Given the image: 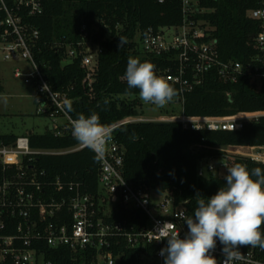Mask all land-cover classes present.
Returning <instances> with one entry per match:
<instances>
[{
  "label": "built area",
  "instance_id": "obj_1",
  "mask_svg": "<svg viewBox=\"0 0 264 264\" xmlns=\"http://www.w3.org/2000/svg\"><path fill=\"white\" fill-rule=\"evenodd\" d=\"M65 0H0V65L20 63L13 69L14 78L27 86L36 114L51 120V131L56 137L71 132L74 119L65 109L81 98L72 96L73 87L57 91L49 84L44 67L36 58L41 30L35 19L44 13L48 2ZM163 3L164 0H159ZM182 22L159 30L137 29L133 42L144 55H167L170 64L156 74L179 87L178 101L203 85L209 74L215 72L225 83H236L240 77L251 82L264 80V0L250 16L260 23V31L251 37L256 54L240 62L221 57L218 39L207 18L204 0H177ZM123 29L119 23L114 28L105 20L96 18L91 26L84 22L79 38L70 42H55L63 52L64 63L80 60L84 71L82 88L89 98L95 94L100 55L104 47L95 41L103 34V41H114ZM173 31V34H169ZM46 86V88H45ZM259 87V88H260ZM2 94H0L1 97ZM264 116L260 112H240L226 117L185 116L183 113L170 120L184 128L209 131H240L245 123ZM144 120L142 116L128 117L115 124V128L130 122ZM29 135V134H28ZM18 137L15 143L5 144L0 138V262L12 264H63L48 258L47 250L67 248L74 256L70 264H164L160 251L166 240H156L155 233L165 222H171L181 238L188 232L184 218L190 217L182 204H177L170 193L145 191L134 187L124 175L125 149L113 136L100 162L98 174L99 193L90 195L73 182L63 184L60 178L47 182L44 172L33 166L36 155H62L84 149L81 144L65 149H33L29 137ZM226 153L219 168L203 159L199 175L225 177L230 157H247L264 164V146H229L221 148ZM43 178V179H42ZM138 212L135 224L115 220L113 211L120 209ZM222 245L217 240L210 254L222 264ZM129 249V251H128ZM245 259L235 264H264V251L241 247ZM128 252V253H127ZM126 256V258H124ZM133 256V257H132Z\"/></svg>",
  "mask_w": 264,
  "mask_h": 264
},
{
  "label": "trees",
  "instance_id": "obj_2",
  "mask_svg": "<svg viewBox=\"0 0 264 264\" xmlns=\"http://www.w3.org/2000/svg\"><path fill=\"white\" fill-rule=\"evenodd\" d=\"M203 5L207 8L204 17L214 29L222 59L245 62L256 54L251 37L260 31V23L250 16V12L259 7L258 0H204ZM96 18L105 19L112 28L119 23L123 29L112 42L103 41V34L95 37L104 51L100 55L95 94L89 98L82 88L84 71L80 60L64 63L63 52L55 42L78 40L81 25L86 22L91 26ZM181 22L182 13L177 0H164L163 3L159 0L50 1L44 13L35 19L41 30L36 58L43 65L53 89L67 91L73 87L71 95L81 98L72 105L70 113L74 119L80 114L87 117L95 112L101 123L113 125L144 113L139 90L129 89L124 78L128 58L150 62L155 65V71L170 64L167 55H144L138 44L132 41L136 30H159ZM120 37L128 41L122 48L118 47ZM173 86L177 90L175 101L180 92L178 86ZM3 91L0 84V94ZM182 107L183 114L191 117H226L240 112L264 111V80L257 89L249 77H240L236 83H225L212 72L203 85L185 94ZM113 136L125 149L124 175L127 181L145 191L170 193L191 217L198 206L197 193L207 201L220 188L226 187L224 177L200 176V162L206 158L225 157L221 148L264 146V116L248 121L240 131L193 130L184 128L179 122L159 125L139 121L118 126ZM28 137L33 149H65L80 144L71 132L56 137L50 129ZM0 138L5 144H12L18 136L1 135ZM227 163L229 168L241 163L249 171L256 167L264 169V164L247 157H230ZM33 166L38 173L44 172L43 178L47 182L60 178L63 184H79L80 189L90 195L99 193L100 162L94 160V153L88 148L62 155H36ZM113 214L115 220L128 221L129 224H135L140 216L138 212L122 208ZM261 232L264 234V227ZM47 253L48 258L63 264H70L74 256L67 248L48 249ZM0 264L12 263L8 259Z\"/></svg>",
  "mask_w": 264,
  "mask_h": 264
},
{
  "label": "clouds",
  "instance_id": "obj_3",
  "mask_svg": "<svg viewBox=\"0 0 264 264\" xmlns=\"http://www.w3.org/2000/svg\"><path fill=\"white\" fill-rule=\"evenodd\" d=\"M127 42L125 37H120L118 47L122 48ZM124 78L129 89L139 90V99L145 104L163 108L177 95L172 83L156 74L154 64L138 58H128ZM65 109L72 112V104L66 102ZM71 125L73 137L94 153V160L104 161L115 126L101 123L95 112L87 117L80 114ZM224 179L226 187L220 188L207 201L197 193L198 206L194 215L184 218L188 232L183 238L171 222L158 228L155 239L167 241L160 251L164 264H218L217 258L210 254L217 240L222 245V264L243 261L241 247L264 251L261 232L264 227V169L256 167L249 171L246 165L236 163L227 168Z\"/></svg>",
  "mask_w": 264,
  "mask_h": 264
},
{
  "label": "rangeland",
  "instance_id": "obj_4",
  "mask_svg": "<svg viewBox=\"0 0 264 264\" xmlns=\"http://www.w3.org/2000/svg\"><path fill=\"white\" fill-rule=\"evenodd\" d=\"M169 34H173V31ZM20 63H3L0 65V84L4 91L0 97V136L16 135L27 136L30 132L43 134L51 126V120L43 115L36 114V106L30 97H22L30 93L27 86L14 78L13 69L20 67ZM259 89L260 84H256ZM6 99V103H5ZM144 120H170L183 113L182 104L172 101L163 108L152 104H145L141 100ZM219 168L225 161L223 158L210 161Z\"/></svg>",
  "mask_w": 264,
  "mask_h": 264
},
{
  "label": "water",
  "instance_id": "obj_5",
  "mask_svg": "<svg viewBox=\"0 0 264 264\" xmlns=\"http://www.w3.org/2000/svg\"><path fill=\"white\" fill-rule=\"evenodd\" d=\"M155 123L161 125V124H168L169 121H155ZM49 129L51 130L52 126H50ZM29 134H32V132H30Z\"/></svg>",
  "mask_w": 264,
  "mask_h": 264
}]
</instances>
